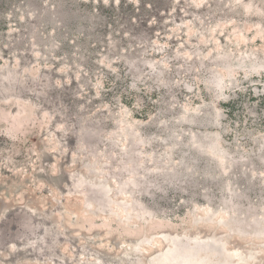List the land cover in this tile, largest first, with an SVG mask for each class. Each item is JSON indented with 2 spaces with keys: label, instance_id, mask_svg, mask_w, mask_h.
<instances>
[{
  "label": "rangeland",
  "instance_id": "obj_1",
  "mask_svg": "<svg viewBox=\"0 0 264 264\" xmlns=\"http://www.w3.org/2000/svg\"><path fill=\"white\" fill-rule=\"evenodd\" d=\"M2 209L0 264H263L264 0H0Z\"/></svg>",
  "mask_w": 264,
  "mask_h": 264
},
{
  "label": "bare ground",
  "instance_id": "obj_2",
  "mask_svg": "<svg viewBox=\"0 0 264 264\" xmlns=\"http://www.w3.org/2000/svg\"><path fill=\"white\" fill-rule=\"evenodd\" d=\"M3 210H4V209H2V211H1V213H0V216L3 215ZM249 253H250V252H249ZM132 254H133V250H125L124 253H123V255L121 256V260H122V262H123L124 259H126V257H130ZM246 255H247V253H246ZM246 255H245V256H246ZM263 264H264V263H263Z\"/></svg>",
  "mask_w": 264,
  "mask_h": 264
}]
</instances>
